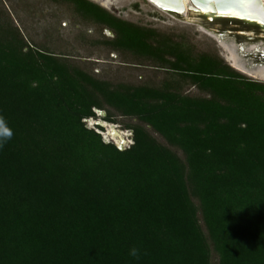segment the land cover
<instances>
[{"label": "trees", "instance_id": "obj_1", "mask_svg": "<svg viewBox=\"0 0 264 264\" xmlns=\"http://www.w3.org/2000/svg\"><path fill=\"white\" fill-rule=\"evenodd\" d=\"M51 1L201 96L97 80L1 14L0 116L14 136L0 148V264H264V84L86 0ZM95 110L137 120L127 150L86 128Z\"/></svg>", "mask_w": 264, "mask_h": 264}, {"label": "rangeland", "instance_id": "obj_2", "mask_svg": "<svg viewBox=\"0 0 264 264\" xmlns=\"http://www.w3.org/2000/svg\"><path fill=\"white\" fill-rule=\"evenodd\" d=\"M117 19L150 29L155 32L157 41L170 40L177 43L193 56L207 54L218 58L233 71L243 77L263 83L264 80L247 76L234 69L226 60L228 53L220 43L204 33L197 25L179 21L162 12L148 0H87ZM18 28L24 40L33 47L50 52L64 59L71 66L82 69L93 78L112 85L147 86L160 88L166 83L178 84L184 95L201 96L198 90L184 82L173 72L161 69L158 63L146 58H136L128 53L115 52L104 45L110 33L104 28L83 20L68 3L51 0H0V15ZM215 36V35H214ZM95 110V119L91 127L100 134L103 142L112 143L106 128L96 129L95 122H104L107 117ZM114 124L108 123L121 132H128V126L137 124V120L123 118L110 111ZM106 123V122H105ZM160 143L164 141L152 134ZM112 141V142H111ZM130 141V140H129ZM213 261L216 258L213 256Z\"/></svg>", "mask_w": 264, "mask_h": 264}, {"label": "water", "instance_id": "obj_3", "mask_svg": "<svg viewBox=\"0 0 264 264\" xmlns=\"http://www.w3.org/2000/svg\"><path fill=\"white\" fill-rule=\"evenodd\" d=\"M152 5L167 15L193 25H197L219 38L232 40L235 45L245 42L264 43V0H149ZM101 116V111H96ZM85 120L84 123L90 122ZM100 128L112 125L96 121ZM87 129H89L86 126ZM91 130V129H89ZM118 131L123 140L112 143L120 152L133 144V132ZM130 140V141H129Z\"/></svg>", "mask_w": 264, "mask_h": 264}, {"label": "bare ground", "instance_id": "obj_4", "mask_svg": "<svg viewBox=\"0 0 264 264\" xmlns=\"http://www.w3.org/2000/svg\"><path fill=\"white\" fill-rule=\"evenodd\" d=\"M203 31L210 37L216 39L227 51L228 56L226 60L234 69L247 76L264 80V43L245 42V40H242L243 43L235 45L232 40L214 36L205 29H203ZM107 128V134L116 143H119L121 140H123V136H121V134L116 131V129L108 126Z\"/></svg>", "mask_w": 264, "mask_h": 264}, {"label": "flooded vegetation", "instance_id": "obj_5", "mask_svg": "<svg viewBox=\"0 0 264 264\" xmlns=\"http://www.w3.org/2000/svg\"><path fill=\"white\" fill-rule=\"evenodd\" d=\"M87 1V0H86ZM87 2H89V3H91V4H94V3H92V2H90V1H87ZM95 5V4H94ZM77 13V12H76ZM108 13V12H107ZM78 14V13H77ZM109 15H111L110 13H108ZM83 20H87V21H90V22H92L93 24H95V25H98V26H100V27H102V28H104L105 29V31H108L109 33H110V37H108V39H106L105 41H104V45H106V46H108V47H110V49H112L113 51H115V52H120V53H128V54H130V55H132V56H134V57H136V58H141V59H143V58H146V59H150V60H152V61H155L156 63H158L155 59H153V58H151V57H147V56H142V55H140V54H136V53H134V51H132V50H130V49H126V48H124V47H122V46H118V45H116V43H115V41H116V38H117V36H116V33H115V31H113L112 29H110V28H108L107 26H105V25H103V24H99V23H96L92 18H86V17H84V16H81L80 14H78ZM111 16H113V15H111ZM114 17V16H113ZM114 18H116V17H114ZM117 19V18H116ZM117 20H120V19H117ZM120 21H122V20H120ZM122 22H124V21H122ZM125 23H127V22H125ZM130 24V23H129ZM136 26V25H135ZM140 28H142V27H140ZM144 29H146V28H144ZM150 30V29H149ZM30 46H32V45H30ZM33 47V46H32ZM36 48V47H35ZM38 49V48H37ZM159 64V63H158ZM160 65V64H159ZM160 67V66H159ZM162 69V68H161ZM165 71H167L166 69H164ZM98 111V110H97ZM107 123V122H106Z\"/></svg>", "mask_w": 264, "mask_h": 264}, {"label": "clouds", "instance_id": "obj_6", "mask_svg": "<svg viewBox=\"0 0 264 264\" xmlns=\"http://www.w3.org/2000/svg\"><path fill=\"white\" fill-rule=\"evenodd\" d=\"M14 136V131L9 127L8 122L3 116H0V148L4 146L5 143L11 141ZM129 255L132 257L138 256V250L133 248L130 250Z\"/></svg>", "mask_w": 264, "mask_h": 264}, {"label": "snow or ice", "instance_id": "obj_7", "mask_svg": "<svg viewBox=\"0 0 264 264\" xmlns=\"http://www.w3.org/2000/svg\"><path fill=\"white\" fill-rule=\"evenodd\" d=\"M88 126L91 127V122H88Z\"/></svg>", "mask_w": 264, "mask_h": 264}]
</instances>
